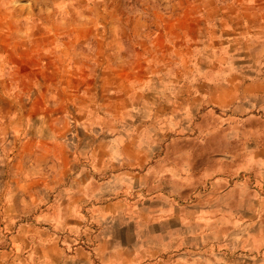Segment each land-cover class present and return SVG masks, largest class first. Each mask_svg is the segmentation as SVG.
<instances>
[{
	"label": "rangeland",
	"instance_id": "rangeland-1",
	"mask_svg": "<svg viewBox=\"0 0 264 264\" xmlns=\"http://www.w3.org/2000/svg\"><path fill=\"white\" fill-rule=\"evenodd\" d=\"M263 81L264 0H0V236L35 216L26 196L3 220L18 142L56 134L69 188L120 173L128 203L167 208L137 236L115 216L122 245L153 250L137 264H264ZM82 206L59 236L89 250Z\"/></svg>",
	"mask_w": 264,
	"mask_h": 264
},
{
	"label": "crops",
	"instance_id": "crops-1",
	"mask_svg": "<svg viewBox=\"0 0 264 264\" xmlns=\"http://www.w3.org/2000/svg\"><path fill=\"white\" fill-rule=\"evenodd\" d=\"M260 84L264 87V81ZM35 111L31 108L29 115ZM25 134L7 165L5 176L8 182L1 191L2 210L5 214L3 220H20L19 211L25 209L26 196L35 210V216L34 220L23 219L18 223L15 235L11 234L8 240H3L0 236L2 241L10 242L12 246L17 244L0 250V264H137L138 258L148 257L147 253L150 257L153 256V250H141L145 251L146 256H139L141 252L122 245L113 228L117 222L115 216L129 210V220L126 221L136 226L132 235L137 236L138 227L146 228L147 231L155 223L167 222L169 215L163 220L155 218L163 216L159 211L164 212L166 207H139L138 204L128 203L119 194L122 193L119 186L120 173H111L101 179V171H89L86 174V184L83 183L76 189L69 188L67 179L71 178V173L68 169L72 162L66 145L58 141L56 134L49 138L37 137L33 132ZM58 166L61 170L57 169ZM39 196L45 197L41 199ZM81 205L91 206L88 208L92 213L90 218L98 226L97 242L89 250L80 246L72 249L73 239L68 235L63 238L59 236V233L70 234L79 227L83 228L87 219L84 220L78 214ZM11 212L18 213L14 217ZM134 212L139 215L131 218ZM153 237L151 233L152 240ZM59 239H62L65 248L59 247ZM134 240L137 241L136 237Z\"/></svg>",
	"mask_w": 264,
	"mask_h": 264
}]
</instances>
